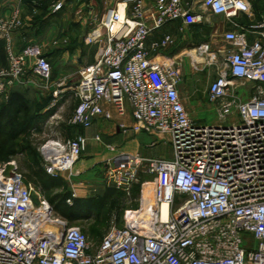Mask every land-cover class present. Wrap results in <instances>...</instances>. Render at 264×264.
<instances>
[{"label": "built area", "instance_id": "1", "mask_svg": "<svg viewBox=\"0 0 264 264\" xmlns=\"http://www.w3.org/2000/svg\"><path fill=\"white\" fill-rule=\"evenodd\" d=\"M65 1L58 0L51 12ZM249 11L248 0H120L103 12L84 37L95 49L94 61L79 69L70 88L76 105L68 125L88 129L99 118L111 120L110 108L119 117L129 108L131 122L121 124L123 132L169 143L172 157L143 158L105 146L114 153L106 163L112 186L128 193L137 184L139 195L124 227L112 228L97 244L56 214L14 160L0 162V264H264V41L249 43L250 28L235 22ZM205 13L233 26L223 34L224 50L203 43L194 52L207 66L223 56L206 93L209 103H218L221 123L213 126L189 119L179 91L180 62L151 57L146 49L148 39L166 25L206 24ZM21 25L18 14L0 18L5 100L19 86L50 87L52 67L42 46L13 48L12 35ZM173 44L164 34L151 42V50ZM199 65L191 58L194 70ZM65 91H55L53 98ZM86 146L81 135L46 141L39 148L44 172L70 177Z\"/></svg>", "mask_w": 264, "mask_h": 264}, {"label": "rangeland", "instance_id": "2", "mask_svg": "<svg viewBox=\"0 0 264 264\" xmlns=\"http://www.w3.org/2000/svg\"><path fill=\"white\" fill-rule=\"evenodd\" d=\"M217 22L218 19H212V23L216 24ZM41 29L40 26L39 29H35L32 35V44L41 45L47 38L44 29ZM182 32L187 37L186 39L189 37V39L194 40V45L201 42L209 43L214 40L217 41L218 45H222L220 37L215 38L209 27L182 28ZM84 35L78 29H74L71 35L82 50L84 48V44L82 45ZM208 61L209 58H206V62ZM215 61L217 64L222 65L223 56L217 55ZM181 66L186 68L187 73L189 72L188 75L183 77V86L180 94L182 104L189 119L200 126L220 124L221 120L217 111L218 103H209L205 94L207 84L211 80H208V76H203L200 72L194 70L190 60L187 58L182 60ZM202 66L199 65L198 67L201 68ZM190 77H194L196 80V87L193 89L188 86V78ZM73 87L67 85L56 87L50 84L48 89L28 87L19 90L24 96L26 110H22L15 119H13L12 115L4 116L3 123L0 126V162L7 163L14 160L20 173L26 180L31 181L33 186L35 185V190L38 192L41 191L36 172L43 170L39 148L50 139L58 137L69 138L76 135L77 132L76 128L68 125L76 105L75 98L70 92V88ZM63 89H66V91L61 95L60 99L53 98L55 91L60 93ZM243 89L244 87L240 86L237 90L238 93H241ZM54 100L57 102H54ZM7 101L8 99L5 100L0 97V110L5 109ZM114 120L113 125H115L117 131L120 133L110 142L117 148V153L128 151L132 155H142L141 157L143 158L160 157L170 159L172 157V149L169 143L158 141L150 135L147 137V134L124 133L120 127L123 124L122 119L118 117L116 121ZM230 121L227 120L223 124L228 125ZM21 130L25 131L20 133ZM93 131L94 129H88L86 133L91 134ZM100 137L102 139V135ZM91 141L89 138L87 139L88 147L94 144L97 145V143H92L93 141ZM155 141H157L156 145L151 146ZM11 152H13V155L9 156ZM103 153L107 157L104 158L101 155L96 157L91 163H88L85 159H81L82 157L80 156L76 162L75 170L70 177L67 174H62L60 177H57L58 180L54 186L42 192L48 201L55 199L54 202L58 203V205V199L66 194H74V198L83 200L100 198L106 195L105 205L99 213L81 214L78 219L69 221V226L79 227L88 239L96 244L112 228L121 229L124 227L127 212L137 208H135V204L138 200V196L136 200L132 196V189L137 184L131 185L129 194L124 188L116 189L112 186V183L108 180L107 173L109 167L106 166V163L114 153L108 150H103ZM78 165L84 166V168H81L77 172L76 168ZM141 179L148 178L142 175ZM33 200L37 203V196L33 195Z\"/></svg>", "mask_w": 264, "mask_h": 264}, {"label": "crops", "instance_id": "3", "mask_svg": "<svg viewBox=\"0 0 264 264\" xmlns=\"http://www.w3.org/2000/svg\"><path fill=\"white\" fill-rule=\"evenodd\" d=\"M57 1L58 0H0V18L9 19L13 15L18 14L22 22L21 27L12 35V44L16 51H20L26 44H32V35L35 29H39V26L44 29L47 38L41 43V46L44 56L50 62L52 67L50 80L51 86H57L59 84L62 86H75L78 82L79 69L94 61L95 49L86 45L83 38L82 45L84 44L85 46L83 45L84 48L82 50L79 44L76 43L77 41L75 42L73 40L74 38L71 37L72 32L74 29H78L81 33L86 35L98 24L103 12L120 0H66L60 11L52 13V4H55ZM248 1L250 3L249 13L239 16L235 19V22L246 28H250L247 34L249 43H252L255 40L264 41V0ZM205 16L207 19L206 24L185 26L181 24V22H174L155 32L146 43V49L149 52V55L155 58L170 57L179 61L180 70L183 77H185L189 72L187 73L186 68L181 66L182 60L187 58L191 63L192 57L190 52L193 51V54L195 55L194 52L197 49V46L207 42H201L194 45L193 43L195 42H193V39H189V37L186 39L187 37L184 36L182 28H198L203 26L209 27L212 30L213 36L215 38L220 37L221 39L220 41L222 45H218L216 40L208 43L212 50L215 52L218 50H224L227 46L223 40V34L226 31L233 29L231 22L223 17H215L207 13H205ZM213 18L218 19L216 24L212 23ZM164 34L171 35L174 38V44L168 48L160 50L159 52H153L151 50V42L158 40ZM201 65L203 66L197 72H200L203 76H208V80H211L209 82L210 84L218 76L220 65L217 63L214 66H207L205 63H202ZM1 68L4 67L0 66V69ZM188 81L189 88L193 89L196 87V80L194 77L188 78ZM209 84H207L205 94L207 93ZM182 86L183 81L179 86L180 94ZM110 111L112 112L113 118L111 120H103L101 118L95 120L92 126L88 128L94 129L91 134L86 133V130L88 129L73 127L76 128L77 132L76 135L71 137L81 135L86 139L89 138L92 140V143H97V145L94 144L91 147H88L87 144L85 151L81 155V159H85L88 163L93 162L96 157L101 155L104 158L107 157L104 153L102 154V151H106V145H113L110 141L120 133L117 131L115 125H113V120L115 119L114 121H116V118L119 116L113 112V109L110 108ZM127 114L128 115L125 117L120 118L123 123L125 122L129 125L131 122L129 108ZM100 135H102V139ZM96 136H99L100 141L95 140ZM146 136L148 137V135ZM156 142L157 141L152 143L151 146L156 145ZM120 153L132 155V153H129L128 151H121ZM113 157L114 155L111 156L109 160ZM75 166L76 164L74 165L73 172ZM81 168H84V166L78 165L76 171L78 172Z\"/></svg>", "mask_w": 264, "mask_h": 264}, {"label": "trees", "instance_id": "4", "mask_svg": "<svg viewBox=\"0 0 264 264\" xmlns=\"http://www.w3.org/2000/svg\"><path fill=\"white\" fill-rule=\"evenodd\" d=\"M43 25V24H42ZM41 25V26H42ZM27 45V44H26ZM25 45V46H26ZM50 63V62H49ZM6 47L3 40H0V66L6 67ZM29 86H19L11 90L9 94V98L7 101V105L5 109L0 110V126L3 123L4 116L12 115L13 119L17 118L22 110H26L25 99L22 93L19 90L28 88ZM25 130H21L20 133H23ZM13 155V152L10 153L9 156ZM37 181L40 183V191L41 193L46 190H49L52 186L55 185L58 178H52L48 176L44 170H38L36 172ZM25 179V178H24ZM25 182L32 183L25 179ZM35 186V185H34ZM139 194V185H136L134 189H132V196L134 199H137ZM107 196L98 197V198H88L86 200L73 198L72 194H66L59 198L58 203L54 202L55 199H50L48 201L50 205L53 206L56 214L64 218L68 224L71 220H76L81 214H91V213H99L103 206L105 205V199ZM71 199V205H68L66 201ZM137 207V203L135 204V208Z\"/></svg>", "mask_w": 264, "mask_h": 264}, {"label": "bare ground", "instance_id": "5", "mask_svg": "<svg viewBox=\"0 0 264 264\" xmlns=\"http://www.w3.org/2000/svg\"><path fill=\"white\" fill-rule=\"evenodd\" d=\"M190 55H191L192 59H193L194 61H196V63L202 64V63L205 62V59H204V58L196 57V56L193 54V52L190 53ZM166 212H167V208H166V206H162V214H163V218H165V216H166Z\"/></svg>", "mask_w": 264, "mask_h": 264}]
</instances>
